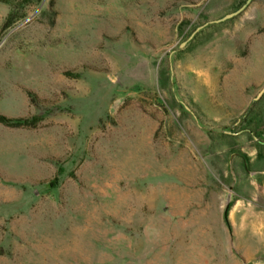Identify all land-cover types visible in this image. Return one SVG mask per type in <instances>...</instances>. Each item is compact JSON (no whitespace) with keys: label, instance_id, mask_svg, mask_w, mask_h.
I'll return each instance as SVG.
<instances>
[{"label":"rangeland","instance_id":"1","mask_svg":"<svg viewBox=\"0 0 264 264\" xmlns=\"http://www.w3.org/2000/svg\"><path fill=\"white\" fill-rule=\"evenodd\" d=\"M245 1L0 0V264H264Z\"/></svg>","mask_w":264,"mask_h":264},{"label":"water","instance_id":"2","mask_svg":"<svg viewBox=\"0 0 264 264\" xmlns=\"http://www.w3.org/2000/svg\"><path fill=\"white\" fill-rule=\"evenodd\" d=\"M251 2H252V0H246L245 3L241 7H239L237 10H235V11H233L231 13H228V14L222 16L219 19L212 20V21H209L207 23H204L202 26H200V27L195 29V31L190 35L188 41L191 40L195 36L196 33H198L200 30L204 29L205 27H207L209 25L220 24V23L229 21V20L237 17L238 15H240L249 6V4ZM185 44H186V42L182 43L181 47L184 46ZM263 92H264V87L262 88V90L260 91L258 96H260Z\"/></svg>","mask_w":264,"mask_h":264},{"label":"trees","instance_id":"3","mask_svg":"<svg viewBox=\"0 0 264 264\" xmlns=\"http://www.w3.org/2000/svg\"><path fill=\"white\" fill-rule=\"evenodd\" d=\"M0 123H2V124H7V121H6V119H4V118H0Z\"/></svg>","mask_w":264,"mask_h":264}]
</instances>
